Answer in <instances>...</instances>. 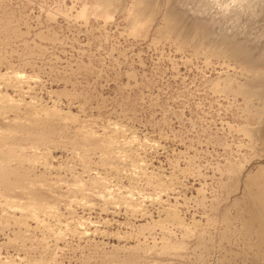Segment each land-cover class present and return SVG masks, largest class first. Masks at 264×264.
<instances>
[{
  "label": "rangeland",
  "instance_id": "obj_1",
  "mask_svg": "<svg viewBox=\"0 0 264 264\" xmlns=\"http://www.w3.org/2000/svg\"><path fill=\"white\" fill-rule=\"evenodd\" d=\"M3 96L21 105L0 104V149L28 160L0 171L95 224L19 222L0 196V264H264V0H0Z\"/></svg>",
  "mask_w": 264,
  "mask_h": 264
},
{
  "label": "bare ground",
  "instance_id": "obj_2",
  "mask_svg": "<svg viewBox=\"0 0 264 264\" xmlns=\"http://www.w3.org/2000/svg\"><path fill=\"white\" fill-rule=\"evenodd\" d=\"M15 79H18V80H20V79H22V76L20 75V74H16L15 75ZM9 86V85H8ZM28 92V91H27ZM8 97V99L6 98V96H3V97H0V104L1 103H3V102H6L5 104L3 103L2 104V106H3V108H5L4 106H9L10 108L11 107H20V105H19V103H17V102H13V98H10L9 96H7ZM34 98V97H33ZM35 101L34 100H30V101H27L26 102V105L27 104H29V103H34ZM25 103V102H24ZM55 103V102H54ZM34 105V104H33ZM28 107V106H27ZM6 109V108H5ZM31 110H33V112H34V114L37 116L38 114H39V112L41 111V109H37V108H35V105H34V107H33V109H31ZM2 111V110H1ZM5 111V110H4ZM15 111V110H14ZM48 112V111H47ZM46 113V112H45ZM1 114V113H0ZM47 114V113H46ZM35 115H34V119H32V120H35ZM53 115H57V116H59V117H62L63 118V116H61L62 114L59 112V111H53ZM2 116H3V113H2ZM4 117V116H3ZM3 117H1V118H3ZM0 118V119H1ZM5 118H6V116H5ZM4 118V119H5ZM37 118H38V121L37 122H39V120H41L40 119V117H38L37 116ZM36 118V119H37ZM75 118V117H74ZM22 118H19L18 119V117H17V122L19 123V122H24V121H22L21 120ZM26 119V118H25ZM63 119H65V118H63ZM11 120V119H10ZM9 120V121H10ZM18 120H20V121H18ZM27 120V119H26ZM29 120H31V118H29ZM42 120H44V119H42ZM67 120V119H66ZM65 120V121H66ZM6 121V120H5ZM8 121V120H7ZM6 121V122H7ZM16 122V119H14V118H12V120H11V122ZM36 121V120H35ZM68 121H70V120H68ZM13 122V123H14ZM17 122H16V124H17ZM2 123V122H1ZM10 122H8V124H9ZM21 123H19V124H21ZM32 123V122H31ZM38 124V123H37ZM41 124V123H40ZM11 125V124H10ZM15 125V124H14ZM22 125V124H21ZM8 126V125H7ZM20 126V125H19ZM30 128V127H29ZM14 129V128H13ZM17 129H18V127H17ZM17 129H15V130H17ZM21 129V128H20ZM80 129V128H79ZM89 130H87V129H84L83 130V128L81 129V131L80 132H82V133H80V134H78L79 136L82 134V145H86L87 143H90V142H92L96 147H102L103 148V151L106 153L107 152V154L109 153L108 151H111L112 149L111 148H113V149H115L114 148V146H113V138L112 137H110V135L109 136H103V135H106V134H103V135H101V133H100V135L96 132V131H94V130H91L90 128H88ZM119 129H121V127H119ZM122 130V129H121ZM18 131V130H17ZM0 132H1V134L2 133H5V131H3L2 132V130H0ZM9 132H11V133H14V132H12V131H9ZM8 132V133H9ZM106 132V131H105ZM9 134V135H12V134ZM78 133V132H77ZM108 133V132H107ZM6 134V133H5ZM109 134V133H108ZM7 135V134H6ZM3 136V137H2ZM101 136H103V137H101ZM112 136V135H111ZM5 138V136H4V134L3 135H0V138ZM9 137V136H8ZM7 137V138H8ZM14 137V136H13ZM81 137V136H80ZM106 137V138H105ZM1 138V140H2V143H0V144H2L0 147H4L3 145H5L6 144V140H3ZM101 138H104V139H101ZM6 139V138H5ZM1 142V141H0ZM10 142V141H9ZM20 146V145H19ZM86 147V146H85ZM133 147V146H132ZM22 148H24V147H22ZM18 149H19V147H18ZM21 149V148H20ZM24 149H26V148H24ZM99 149H101V148H99ZM111 149V150H110ZM117 149V148H116ZM23 150V149H22ZM85 150V149H84ZM88 150V149H87ZM103 151L101 152V153H103ZM113 151V150H112ZM115 151V150H114ZM87 152V151H86ZM96 152V151H95ZM117 152V151H116ZM115 152V154H117ZM21 153V152H20ZM89 153V152H88ZM104 153V154H105ZM114 153V152H113ZM125 153V152H124ZM111 153H109V155H110ZM109 155H107V156H109ZM20 156V157H19ZM23 155L21 154H19L18 155V153L16 154V147L15 148H11L10 150H7V152L5 151V149H0V165H10V164H13V163H16L17 161L19 162V159H20V162L19 163H21V160H22V158H23V160L25 159L24 157H22ZM115 156V155H114ZM40 157V156H39ZM83 157V156H82ZM85 157V156H84ZM105 157V156H104ZM113 157V156H112ZM121 157V156H120ZM19 158V159H18ZM84 160H85V158H83ZM103 159V158H102ZM110 159V158H109ZM117 159H119V158H117ZM16 160V161H15ZM25 160H28V159H25ZM125 160V159H124ZM13 161V163H11ZM15 161V162H14ZM31 161V160H30ZM33 161V160H32ZM22 163H23V161H22ZM104 164V163H103ZM148 164V163H147ZM10 166H13V165H10ZM19 166H20V164H19ZM101 166V165H100ZM14 167V166H13ZM90 167V166H89ZM106 167V166H105ZM144 167V164L143 165H141V168H143ZM5 168H7V167H5ZM9 168V167H8ZM7 168V169H8ZM104 168V167H103ZM108 168V167H107ZM109 168H111L112 169V167H109ZM84 169H85V172H89L88 170H86V169H89L87 166H86V168H85V166H84ZM114 169H116V167L114 168ZM99 170V169H98ZM105 170H106V168H105ZM3 171H5L4 170V168H3ZM3 171H0V196L1 197H4V200H3V202L1 203V205H2V207H3V211H5V212H9V211H11V212H19L20 211V213H22L21 215L22 216H20V217H22V219H20L21 221H19V222H23V223H26L27 222V220L28 219H31V220H33L34 222H36L37 224H38V226H39V224H43L44 225V222H45V219L44 218H42L44 215H46V217H48L47 215H49V214H56V210L55 209H52V208H54V206H52V208L49 206H47V208H46V205L44 206L45 208H43L42 206H41V204L40 203H42V201H41V199L42 198H40V195H38L39 193H38V191H37V193L35 192V188L34 187H32L31 186V184H35L36 185V182H33V181H30L29 180V178L28 177H25L23 174L22 175H17L18 173L17 172H15V174L13 175L14 176V178H16V179H14L15 181H12V182H14V184H13V186L14 187H12L11 186V184L12 183H10V179L13 177L12 176V174H11V172H13V169H8L5 173L3 172ZM15 171H17V170H15ZM91 171V170H90ZM92 171H94V170H92ZM114 171V170H113ZM10 172V173H9ZM98 171H96V173H97ZM100 172V171H99ZM7 173V174H6ZM8 173H9V176H10V174H11V176L9 177L8 176ZM14 173V172H13ZM98 177V176H97ZM8 178H10L9 180V183H8ZM26 178H28V180L29 181H27V183L25 182V183H23L22 182V180H27ZM99 178V177H98ZM103 179V178H102ZM151 179V178H150ZM16 180L18 181V182H20V184H22V185H19L18 184V182H16ZM104 180V179H103ZM160 179H158V181H159ZM15 182L18 184V186L17 187H19L20 188V190L21 191H23V193H25L26 192V194L28 193L29 195L27 196V197H29V198H31V199H29V200H27L26 201V203H23V202H21L20 200H18V199H16V198H13V196H11V194H10V191L13 189V188H15V189H13V190H15V192H16V189H18V188H16L15 186L17 185H15ZM22 182V183H21ZM81 182V181H80ZM252 182L254 183V185H255V187L257 188V195H258V197H260V198H263L264 197V170H262L261 171V174L259 175V176H255V177H253V180H252ZM57 183V182H56ZM56 183H54V185L56 184ZM74 183V182H73ZM82 183H84L83 181H82ZM104 182H102L101 184H103ZM160 183V182H159ZM159 183H158V185H159ZM162 183V182H161ZM59 184L60 183H58V187L60 188V186H59ZM85 184V183H84ZM163 184V183H162ZM3 185H4V187H5V189H7V191L6 192H2V190H1V188L3 187ZM34 185V186H35ZM39 185V184H38ZM38 185H37V187H38ZM47 187H49V186H47ZM53 187V186H52ZM56 187V186H55ZM54 187V188H55ZM104 187H106V186H104ZM3 189V188H2ZM45 189V188H44ZM48 189V188H47ZM53 189V188H52ZM69 189L70 190H72V192H74V196L73 197H75V198H73V197H71V199H68V201L72 204V202H75V201H77V200H79L78 199V194L79 193H81V194H83V196L85 195V188H84V185L83 184H78V183H75V185L73 186L72 184H71V187H69ZM19 190V189H18ZM17 190V191H18ZM38 190V189H37ZM20 192V191H19ZM71 192V193H72ZM94 192V191H93ZM105 192H106V190H105ZM109 192V191H108ZM160 192V191H159ZM68 193V192H67ZM103 193V194H102ZM100 192L99 191V193L97 194V193H95L96 195H98L99 196V198L101 197L102 198V200H105L106 199V197H105V195H104V192ZM110 193V192H109ZM41 194V193H40ZM94 194V193H93ZM130 195V194H129ZM59 196V195H58ZM107 196V195H106ZM126 196V195H125ZM134 196V195H133ZM26 197V196H25ZM95 197H97V196H95ZM151 197V196H150ZM55 198V197H54ZM85 198V197H84ZM98 198V197H97ZM103 198H105V199H103ZM126 198H131L130 196H128V197H126ZM156 198V197H155ZM153 199V198H152ZM107 200V199H106ZM109 200V199H108ZM125 200V199H124ZM148 200V199H147ZM151 200V199H150ZM65 201V200H64ZM123 201V200H122ZM126 201H127V199H126ZM152 201V200H151ZM155 200H153V202H154ZM1 202V201H0ZM68 202V203H69ZM79 202V201H78ZM103 202H105V201H103ZM106 202H108V201H106ZM110 202V201H109ZM112 202V201H111ZM117 202L118 201H116V202H114V203H116L117 204ZM128 202V201H127ZM127 202H125L126 204H127ZM70 203L68 204V205H70ZM121 203H123V202H121ZM106 207H103V209H108L107 208V205L108 204H110V203H103ZM85 205H87V204H85ZM128 205V204H127ZM71 206V205H70ZM261 206H263V207H261L262 208V210H264L263 208H264V202H262V205ZM131 208L133 207L132 205L130 206ZM70 209H68V211H70L69 213L71 214H74V210L71 208V207H69ZM127 208V207H126ZM133 208H135V210H137V208L134 206ZM164 210L166 211V213H167V215H168V217H170V218H172L174 221L176 220L177 222L178 221H181V220H177V219H179V217H176V212H174L173 211V209H171V208H164ZM134 211V210H133ZM139 210H137V212H138ZM41 213H43V214H41ZM58 214H60V213H57L56 215L58 216ZM53 216V215H52ZM59 216H61V215H59ZM58 216V220H59V223L65 228V229H72L71 228V225H72V220L70 221V220H67V219H65V220H62L60 217ZM94 222V221H93ZM92 221H89L88 222V220H86V219H82V220H77L76 219V222H75V228L76 229H82V230H84V231H80V234L79 235H82V236H89L92 232H90V227L88 226L87 227V225L88 224H91V225H93L94 226V224H95V222L93 223ZM183 222V221H182ZM182 222H180V223H182ZM42 225V226H43ZM102 225V224H101ZM46 226V225H45ZM44 227V226H43ZM62 227V228H63ZM74 227V226H73ZM46 228V227H45ZM89 228V229H88ZM52 229V228H51ZM76 229H72L73 231L75 230V231H78V230H76ZM98 229V228H97ZM49 230V229H48ZM52 231V230H51ZM94 231H97L96 229L94 230ZM55 232H57V231H55ZM78 233H79V231H78ZM58 236H61V234H62V232H58ZM56 236H57V233H56ZM61 239V238H60ZM59 247V246H58ZM17 261V260H16ZM23 261V260H22ZM46 261V260H45ZM15 261L13 260V259H11V260H7V263H9V264H12V263H14ZM51 262V261H50ZM15 263H17V262H15ZM47 263V262H46ZM52 263V262H51ZM51 263H48V264H51ZM17 264H19V263H17ZM53 264V263H52Z\"/></svg>",
  "mask_w": 264,
  "mask_h": 264
}]
</instances>
